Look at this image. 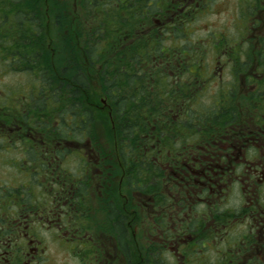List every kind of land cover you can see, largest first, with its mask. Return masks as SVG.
Masks as SVG:
<instances>
[{"label":"flooded vegetation","instance_id":"obj_1","mask_svg":"<svg viewBox=\"0 0 264 264\" xmlns=\"http://www.w3.org/2000/svg\"><path fill=\"white\" fill-rule=\"evenodd\" d=\"M145 1L152 23L144 30L199 29L189 21L220 6ZM233 1L225 7L235 10L234 33L206 38L210 59L202 48L166 74L179 103H170L161 130L105 135L87 106L82 120L62 121L52 95L44 92L50 108L38 107L35 73L27 103L13 104L8 92L0 103V264H44L51 246L78 264H264V0ZM7 61L16 62L0 44V63L18 68Z\"/></svg>","mask_w":264,"mask_h":264},{"label":"trees","instance_id":"obj_2","mask_svg":"<svg viewBox=\"0 0 264 264\" xmlns=\"http://www.w3.org/2000/svg\"><path fill=\"white\" fill-rule=\"evenodd\" d=\"M145 4L132 0L121 15L122 0H0V27L8 29L0 44L15 57L17 70L41 78V111L48 104L46 92L62 121L70 114L82 120L87 106L88 119L102 120L105 135H141L151 124L161 130L170 103H179L178 84L166 74L178 72L179 59L194 63L184 58L205 53L204 46L182 36L183 30H144L152 23L142 13ZM47 25L55 28L54 37ZM101 98L114 117L113 131ZM97 128L91 125L90 135H97Z\"/></svg>","mask_w":264,"mask_h":264},{"label":"rangeland","instance_id":"obj_3","mask_svg":"<svg viewBox=\"0 0 264 264\" xmlns=\"http://www.w3.org/2000/svg\"><path fill=\"white\" fill-rule=\"evenodd\" d=\"M225 1L226 0H217L216 3H220V6L218 8L213 9L212 12H206L203 16H197L196 21L192 23L199 25V29L193 30V28H187L186 30H183L182 36L184 38L187 37L188 39L192 38L196 41V43H198V47L199 45H201L204 46L203 48L206 49L208 48V45L205 39L213 37V34L219 35V33L216 32L223 31L222 37H227V35L231 32L234 33V30L231 25L233 23L232 17H234L233 14L235 13V10L233 9V7H231L230 10H227V8L225 7ZM229 1L231 2L232 0ZM233 2L235 3V0ZM67 11L68 14L71 16L72 20V9H68ZM46 28L49 29L52 37L56 35V30L52 25H47ZM211 41L212 39L209 42ZM205 53L207 55V59H210V57L212 56V50L206 49ZM7 62L12 63L9 61ZM29 76L33 75L28 72L19 71L17 69L8 70L7 64L0 63V103L5 101L9 91L12 95L16 94V96L11 99L13 104L27 103L29 98L31 97L30 90H32L31 87H29ZM32 80H34V78H32ZM3 88L5 89L3 90ZM206 104H208V100L205 102L203 108ZM47 107H51V103L49 100ZM57 117L59 118L58 115ZM75 164L76 159L71 156L68 162H66L65 167L70 168L73 167ZM53 248V246L50 247V253L52 256L51 260L49 259L44 264H78L77 261H74L72 258L69 257L65 248L62 247L60 251H53Z\"/></svg>","mask_w":264,"mask_h":264}]
</instances>
